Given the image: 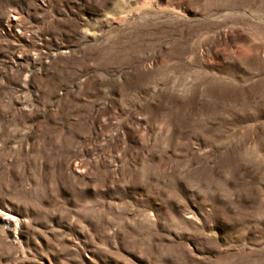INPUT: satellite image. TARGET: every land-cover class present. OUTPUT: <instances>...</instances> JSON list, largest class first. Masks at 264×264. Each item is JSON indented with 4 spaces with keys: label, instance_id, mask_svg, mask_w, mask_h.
Masks as SVG:
<instances>
[{
    "label": "rangeland",
    "instance_id": "374dc122",
    "mask_svg": "<svg viewBox=\"0 0 264 264\" xmlns=\"http://www.w3.org/2000/svg\"><path fill=\"white\" fill-rule=\"evenodd\" d=\"M0 264H264V0H0Z\"/></svg>",
    "mask_w": 264,
    "mask_h": 264
}]
</instances>
